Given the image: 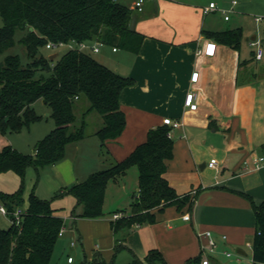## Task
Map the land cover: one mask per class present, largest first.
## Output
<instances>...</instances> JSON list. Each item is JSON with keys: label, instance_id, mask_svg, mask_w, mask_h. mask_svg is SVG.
Listing matches in <instances>:
<instances>
[{"label": "crops", "instance_id": "crops-1", "mask_svg": "<svg viewBox=\"0 0 264 264\" xmlns=\"http://www.w3.org/2000/svg\"><path fill=\"white\" fill-rule=\"evenodd\" d=\"M128 1L121 2L133 7L136 0ZM232 1L148 0L141 11L134 9L132 27L145 35L141 49L138 53L123 51L111 66L135 79V84L126 87L120 96L126 115L124 131L104 142L95 134L98 158L83 167L77 168L66 152L70 165H62L64 159L48 169L56 177L71 173V183L80 182L91 172L125 159L147 139L150 129L171 118L181 125L173 130L174 156L167 162L164 176L178 194L192 195L193 206L181 211L170 206L156 213V223L135 225L130 233L120 235L123 246L116 252L111 222L120 210L107 217H74V196L53 200L56 215L74 219L77 229L86 224L95 233L97 241L91 249L86 245L87 238L79 233L89 260L96 251L108 262L117 263L120 255L126 261L135 257L144 260L150 250L158 249L165 259L163 264H183L200 254L218 264L211 257L216 253L235 259L237 264H262L253 259L257 230L253 203L264 201V165H257L258 157L264 154V0H238L226 19L221 9L231 8ZM211 2L218 9L204 13ZM257 17L262 19L258 21ZM238 28L242 29L239 48L211 34ZM209 41L217 44L215 55L199 54L198 50ZM256 41L263 49L261 58L256 56ZM114 48L112 51H121ZM94 58L107 65L103 58ZM195 72H199L197 81L192 80ZM189 92L196 94V110L185 104ZM85 140L74 142L75 148L80 149ZM212 159L217 160L215 168L210 166ZM21 181L14 171L2 172L0 191L14 193ZM118 184L119 180L110 183L106 196L109 188ZM36 193L46 199L39 189ZM63 205L68 210L58 212ZM186 214H190L189 220L184 219ZM1 216L12 224L11 217ZM64 226V235L73 229L67 228L65 221ZM207 231L218 244L214 253L202 249L208 243Z\"/></svg>", "mask_w": 264, "mask_h": 264}, {"label": "trees", "instance_id": "trees-1", "mask_svg": "<svg viewBox=\"0 0 264 264\" xmlns=\"http://www.w3.org/2000/svg\"><path fill=\"white\" fill-rule=\"evenodd\" d=\"M134 13L133 7L120 0H0V14L5 21L0 28V54L16 44V33L22 31L19 42L31 58L28 64H23L19 55L9 54L0 61V131L4 134L6 130L20 131L40 120L41 116L32 107L39 99L51 108L50 115L56 122V127L37 143L35 154L21 153L11 145L0 149V173L14 171L22 180L16 192L0 191V202L9 212L23 204L27 169L33 167L39 175L40 170L62 161L68 145L86 137L89 113L97 111L105 120L103 127L95 132L101 141L122 134L126 115L121 109L120 96L126 87L135 84L134 78L120 74L86 51L70 49L60 58L50 60L41 49L49 41L100 40L138 53L145 35L132 27ZM211 34L234 48H239L242 39L240 28ZM81 96L90 104L78 124L75 109ZM171 130L167 124L150 129L147 139L125 159L91 172L86 179L63 188L53 199H42L33 191L21 223L0 228V264H50L64 225V219L54 212L53 200L72 195L77 199L72 211L74 217H102L109 184L133 168L138 169L139 178L131 213L111 222L116 252L123 246L121 234L130 233L135 225L156 223L157 212L170 206L180 211L190 209L192 195L178 194L164 176L167 162L174 156ZM253 205L257 221L253 259L264 264V201ZM202 260L200 254L183 264H202ZM157 263H165V259L158 249H153L144 260L135 257L130 263L108 262L96 251L90 260L86 258L80 264Z\"/></svg>", "mask_w": 264, "mask_h": 264}, {"label": "rangeland", "instance_id": "rangeland-1", "mask_svg": "<svg viewBox=\"0 0 264 264\" xmlns=\"http://www.w3.org/2000/svg\"><path fill=\"white\" fill-rule=\"evenodd\" d=\"M121 1L125 3L129 2L128 0H121ZM236 10L237 9H235V13ZM235 16L236 18H238L237 14H235ZM4 25H5V21L0 14V28L3 27ZM22 34H23L22 31H17L16 44L10 49H8L5 53L0 54V61H2L9 54L19 55L23 64H28L31 61V58L28 57L26 47L19 42V39L21 38ZM70 49L71 48L67 45L56 49H48L47 47H43L41 49V52L48 57L50 56L51 53H57V58H60L65 52H67ZM123 51L126 50L121 49L120 52L112 51V45L104 44L101 47V51L98 53L93 52L91 50H87L86 52L91 54L93 57H98L99 59L103 58L102 61L105 60L103 62L107 63L106 66L111 68V66L115 65L117 57L120 54H122ZM89 104H90L89 100L85 96H81L79 99L76 100L75 114L77 116L78 124L81 123L83 113L87 109ZM32 107L34 108L36 113L41 116V119L31 122L29 125H25L20 131L6 130L5 134H3L0 131V149L6 145H11L13 146V148L18 149V151H20L21 153L30 154V155L35 154L36 145L39 142V140L43 139L48 133H50L56 127L55 119L50 115L51 108L47 106L42 99H39L36 102H34L32 104ZM86 121H87V135L85 137L86 140L84 141V144H82V147L80 146L81 148L77 149L75 148L76 144L73 143V145L69 144V149H67V154L72 159V161H74L77 168L83 167L89 160L98 158L97 157L98 148H96V144H95L96 141H98V138L97 136H95V131L103 127L105 122L103 116L97 111H93L89 113V115L86 118ZM101 150L102 149L100 148V152ZM102 155H103V150H102ZM64 159L65 162L63 163L65 164L62 165H70V162H68V158L66 157ZM66 168L67 170L70 169V167L68 168L67 166ZM28 169H27L28 172H26L25 183H24V191H23L24 201L21 206L23 210L28 209L29 195L33 191L36 193V189H39L40 195L45 196L46 199L50 200L53 199L63 188L69 186L66 184L67 182H69V184H73L71 183L72 181H70L72 178L71 173L69 174L68 172H65L60 177H56L55 174H52L50 169L48 168L40 170L39 175L35 168L30 167ZM138 178H139V172L137 168H133L129 172L128 176L117 178L116 181L119 180L120 184H118L115 188H109V191L106 196V200L104 204L105 217L111 216L114 212H117L119 210H121L118 212L120 216L122 214L129 215L131 213L132 210L131 202L134 201L132 199V196L138 189V184H137ZM53 190H55V193H52ZM64 203L66 202L64 201ZM61 207L63 208L59 209L58 212H64L68 210L66 205H65V209H64V205ZM64 221L66 225H68L67 228L71 227L73 229H69V231H67L64 236L59 237L55 250L52 254L50 264H80L82 260L86 259L87 257L85 256L84 247H82L81 245V241L79 239L80 238L79 233L82 232L84 234V238H87V241L85 242L86 245L89 247L95 244V242L97 241L95 239L96 237L93 238V234L95 233H93V230L90 231L91 228L88 229L89 227L87 228L88 225L86 224H84L82 228L78 227L79 229H77L73 225V223L75 222L74 219L71 221V219L66 217ZM9 226H10L9 220L1 216L0 227L8 228ZM73 241L76 242L75 245L72 244ZM89 247L87 248V250L89 249ZM70 255L75 258L74 263L68 262V257ZM211 257L214 260V262L218 261L220 264H237L235 262V259H230L225 256H221L218 253H216L215 255L212 254ZM126 260L127 259H124V255H120L119 259L116 262L130 263L133 260V258H131V261L130 259L129 261ZM159 264H163V263H159Z\"/></svg>", "mask_w": 264, "mask_h": 264}, {"label": "built area", "instance_id": "built-area-1", "mask_svg": "<svg viewBox=\"0 0 264 264\" xmlns=\"http://www.w3.org/2000/svg\"><path fill=\"white\" fill-rule=\"evenodd\" d=\"M148 1V0H136L134 2V5H133V8L134 9H137L139 11H141L143 9V6L145 4V2ZM238 2V0H233L232 1V6L231 8L229 9H221L223 13H225V18L226 19H229L230 18V14L232 11H233V7L234 5ZM218 9V6L215 2H211L209 4L208 7H206L204 9V13H208L212 10H216ZM258 21L261 20L262 18L261 17H257L256 18ZM254 45H257V58H261L262 57V54H263V49L260 45V43L258 41L256 42H253ZM69 46L71 49H77V50H80V51H87V50H91L93 52H99L101 47L104 45V43L100 40H95V41H82V42H79V41H76V40H71L69 42H58V43H55V42H52V41H49L46 45V47L48 49H56V48H59V47H62V46ZM216 47H217V44L214 42V41H209L205 48L204 49H200L198 50V53L201 54H205L207 56H214L215 55V52H216ZM117 48H114V50H116ZM198 77H199V72H195L192 74V80L193 81H197L198 80ZM195 98H196V94L194 92H189L187 93V96H186V101H185V104L186 106H188L190 109L192 110H196L198 108V104L195 102ZM164 124H167L169 126L172 127V130L169 132V136L170 137H173V130L177 127H179L181 125L180 121H176V120H173L171 118H165L164 119ZM217 165V160L216 159H212L211 162H210V166L211 167H216ZM257 165L258 166H262L264 165V154L263 155H260L257 159ZM0 213L3 214L4 216H8L10 217L11 215L14 217L12 219V223H16V224H20L21 223V220H22V217H23V214L25 213L23 211L22 208H17L15 211H13L12 213L9 212V210L5 207V206H0ZM114 219H117L120 217V214L116 213L113 215ZM184 219L186 220H189L190 219V214H186L184 215ZM139 226V225H137ZM66 231V227L63 225L62 229L60 230L59 232V235L60 236H63L64 233ZM206 237L208 238V243L202 247V249L205 251H209L210 253H214L217 251V247H218V244L216 242V240L213 238L212 236V232L211 231H207L205 233ZM73 245L76 244L75 241H73L72 243ZM226 254L228 256H231L232 253L230 252H226ZM68 261L70 263H73L74 262V257L73 256H69L68 257ZM202 264H214L211 260L210 257H205L203 260H202Z\"/></svg>", "mask_w": 264, "mask_h": 264}, {"label": "water", "instance_id": "water-1", "mask_svg": "<svg viewBox=\"0 0 264 264\" xmlns=\"http://www.w3.org/2000/svg\"><path fill=\"white\" fill-rule=\"evenodd\" d=\"M30 30H33V27H30ZM57 56V53H52L50 56H49V59L50 60H54Z\"/></svg>", "mask_w": 264, "mask_h": 264}]
</instances>
